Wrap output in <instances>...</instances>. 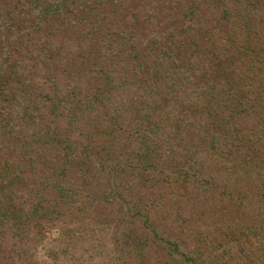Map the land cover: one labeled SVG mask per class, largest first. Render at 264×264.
Here are the masks:
<instances>
[{"label":"rangeland","instance_id":"374dc122","mask_svg":"<svg viewBox=\"0 0 264 264\" xmlns=\"http://www.w3.org/2000/svg\"><path fill=\"white\" fill-rule=\"evenodd\" d=\"M0 4H3L0 5V12L3 11L0 24L14 27V32L19 28L27 35L28 31L31 35L36 31L37 36L41 33L40 41L34 38L35 33L29 40L47 51L43 59L44 52L34 50L32 46H25L31 48L28 51L21 49L15 53L20 41L7 46L13 62L20 64L22 61L26 67L21 64L19 80L28 85H18V81H13L14 90L10 94L15 101L11 110L5 106L14 117L13 124L17 122L19 125L11 130L5 121L7 126L0 132V197L13 194L18 198L17 202L23 201L29 207L32 205L30 198L35 196L33 193H42L44 186L49 185L44 191L52 192L54 200L58 198L61 202L57 205L53 201L50 211L41 215L43 218L26 214L22 219L15 206L11 207L15 215L12 217V210L8 212L0 199V208L1 205L4 208L0 217L5 218L10 228L8 238L0 244L7 241V249H2L3 255H12L13 264H138L139 257L136 256L144 247L142 236L150 229L162 230L164 223L169 222L165 218L176 211L178 202L182 211H189L184 223L189 222L190 213L205 209L201 208L202 199L199 197L198 200L193 192L195 187H191L192 192L189 186L181 189L183 181L175 179L178 173L171 179H161L159 171L152 175L147 173L149 169L144 171L149 163L147 158L155 155L150 151L159 146L161 139L155 128L167 131V136L176 139V148L170 155L172 158L176 156L187 164L192 162L195 167L196 158L197 167L206 176L216 175L218 190L214 192L216 202H212L216 207L222 209L225 201L233 209L232 199L240 193L232 198L225 196L241 189L254 192L249 171L239 162L254 141L252 132L258 123L253 117L258 120H263L259 115L264 117V24L260 32L258 27L252 30L244 28L238 10L247 9L246 0H225V6L213 11L210 18L207 17L209 4L194 1L189 12L191 14L193 9H197L190 21L195 34L178 23L187 7L184 0H0ZM262 17L264 21V12ZM192 46L196 51L189 49ZM114 49L139 57L143 68H130L126 74L118 72L115 79L120 84L119 90L107 95L110 97L107 104L111 114L120 105L130 110L129 114L125 110L123 112L127 117H134L137 112L134 109L140 107L137 109L140 110V129L131 130L125 121L119 124L121 128L116 127L119 134L110 137L108 122H105V134H96L88 126L82 132L77 115L62 108V105L76 106L71 102L73 95L70 94L73 90L76 93L80 91L75 74L68 78L63 73L71 71L67 68L66 58L69 55L77 60L78 56L84 55L99 63L98 56H102L106 63V55L113 54ZM131 63L139 64L136 61ZM114 68L118 69V66ZM225 69L224 77L228 78L232 70L236 75H243L246 98L245 105L239 106L236 115L239 116L230 125L244 129L245 140H234L230 136L232 150L237 146L241 149L238 162L231 159V163L226 164L227 156L223 154L222 147L230 138L220 130H225L227 121L223 123V119L209 108L206 96L210 87L205 86L207 77H202L207 73L213 78ZM51 70L61 89L55 87L54 77L48 79L46 71ZM134 71H138L137 75H132ZM229 81H233V76ZM169 82L171 87L175 86L174 93L158 101L155 95L157 86ZM28 88L32 89L33 96ZM91 91L94 92V87ZM176 93H179L181 101H165ZM145 101L148 102L144 104ZM154 103L159 104L154 107L156 116L149 118L153 111L150 107ZM34 105L37 110H34ZM83 109L80 107L77 114L87 120ZM53 121L59 125H54L55 129ZM261 127L264 132V126ZM51 128L55 130L54 135ZM134 132L141 134L134 135ZM259 134L262 139L260 149L264 154V133L259 131ZM216 136L221 141L215 139ZM143 139L146 140L144 143ZM26 143L30 145L28 150ZM201 149L204 154H200ZM214 149L220 152L218 155L214 152L210 164H205L203 156L212 154ZM32 153L33 159L23 160L25 154L31 156ZM195 153L198 155L194 158ZM30 162H35L34 171H30ZM225 165L236 166L231 170L235 175L227 172ZM9 174L5 179L6 185L13 178H18L17 183L20 184V192L15 196L9 188L2 190L1 181ZM259 176L263 181L260 187L264 189V176L260 172ZM34 182L40 190L35 188ZM38 200L36 196L35 203ZM190 201L193 209L185 208L184 204ZM150 206L156 209L159 218H164L160 222L153 213L155 227L139 215ZM255 207V204L245 205L242 211L256 215ZM140 209L144 211L139 212ZM188 225H180L182 237L187 235ZM159 260L179 264L178 260L166 257ZM224 261L219 258L218 264Z\"/></svg>","mask_w":264,"mask_h":264},{"label":"trees","instance_id":"16d2710c","mask_svg":"<svg viewBox=\"0 0 264 264\" xmlns=\"http://www.w3.org/2000/svg\"><path fill=\"white\" fill-rule=\"evenodd\" d=\"M194 1L209 4L207 5V10H209L207 12V17H209L212 13L225 6V0H184L187 7L183 13L184 16L178 20V23L179 26H185V28H189V32H193L195 34L196 31L192 28L190 21L191 15L196 14L197 9H193L191 11V14L189 12L190 6L194 3ZM246 1L248 2L247 9H239L238 15L242 17L244 28L252 30L258 27L260 32V28L264 24L262 17V12H264V0ZM226 2L228 3L229 1ZM11 5L15 7L12 2ZM2 12H0V15H2ZM13 29L14 27L4 26L0 24V132L2 131V128L7 126L4 125L5 121L8 122L11 130L13 129V127L16 128L19 125V123L17 122L13 124L14 117L9 114L11 107L15 101V98L13 99L14 96L10 94V91L14 90L12 87L13 81H18V85H28L27 83H23L19 80V68L22 64V61L20 62V64H18L16 61L13 62L12 57H10L8 54L9 45H11L13 41H20V44L17 45L14 50L15 53L17 50L18 52H21V49L28 51L31 48L25 46H32L34 50L39 49L41 52H44L43 59L47 56V51L45 52L41 49L40 46H37L38 43L35 44L29 40L31 36H34L35 33L34 38H37L40 41L42 38L41 33L39 36H37L36 31H33L34 33H32V35L28 31L27 35V33H23L19 28L16 32H14ZM177 29H179V27ZM259 36L260 38L262 37L261 35ZM44 45H46V43H44ZM42 48L44 47L42 46ZM189 49L196 51V48H194L193 46ZM114 51L115 52L113 54L106 55L108 57L106 63L102 61V56H98V58L100 59L99 63L95 61L93 62V60L91 59L92 57L87 58L84 55L78 56V58L81 60L80 63L78 58L77 60H75L76 58H70L69 55L66 58L67 68H70L71 71H64L63 73H65L68 78H71L75 74L77 80L76 84H79L80 91L76 93L73 90V92L70 94L73 95V97L71 98V102L73 104L76 103V106L62 105V108L77 115V118L81 121L78 127L82 132L85 131V126H88L90 130L94 131L96 134H105V127L107 126L109 128L108 136L113 137L119 134L116 127H120L119 124H122L125 121L129 123L131 130L140 129V125H138V121L141 118L140 110H137L141 109L140 107L134 109L137 111L134 117H127V113L129 114L130 110H126L122 107V105H120L117 107L116 111L111 114V111L107 104L110 99V97H108L107 95H113L116 93L115 91L119 90L120 84L116 82L115 79L118 76V72H123L124 74H126V71L129 72L130 68H143V65L141 64L142 62H140L141 59L139 57L127 55L123 51H116V49H114ZM132 61H136L139 64H132ZM101 62L103 63V66L100 65ZM22 66L26 68L24 64H22ZM117 66L118 69H115L114 67ZM225 72H227V69L223 70L222 73L219 72L216 76L214 75L213 78L209 77L207 73L202 76L207 77L205 86L207 88L210 87L207 91L206 96V98L209 100V108H211L212 112L214 111V113H216L219 118L223 119V123L224 120L227 121L225 130H220L221 134L224 133L226 137L230 138V140L228 139V141L222 147L223 154L227 156V159L225 158L226 161L224 162V164L231 163V159L238 162L241 147L237 146L232 150L231 140L232 138L238 141L245 140V137L242 133L244 132V129H239L237 126L230 127V125L234 123V121H236L237 117L239 116H236L239 111V106H244L246 100L244 91L245 86L242 85L245 84L243 75H236L232 70V74L228 75L229 77L227 78L224 77V74H226ZM46 73H48L49 75L48 79H50L51 77L55 78V74L52 72V70L51 72L46 71ZM137 73L138 71H134L132 75H137ZM232 76L233 81L231 82L229 80L230 77L232 78ZM125 77L126 76H124V78ZM219 78L220 81L218 83ZM104 84L106 86H103ZM170 84V82L162 83L157 86L155 95L157 96L158 101L161 100V97L174 93L175 86L171 87ZM54 85L56 88L61 89V86L59 85V82L56 80V78L54 80ZM67 86L70 87V85L68 84ZM92 87H94V92L91 91ZM28 91L33 96L32 89L28 88ZM92 92L93 94H91ZM138 93H141V91L138 90ZM141 95H143V92L141 93ZM63 97L67 99V95H64ZM165 101H169V103H171L172 101H181L179 93H176L173 96H169L165 99ZM32 102L34 104V98ZM147 102L148 101H145L144 104H146ZM179 105L181 106L182 103H179ZM5 106L10 107V110L8 111L7 109H5ZM158 106V103H154L153 105L151 104L150 108H152L153 111L152 114L149 115V118L156 116V108L154 107ZM80 107L84 108L83 111H86L87 120L81 118L77 114V111L80 109ZM34 110H37L35 105ZM124 110L127 113H123ZM58 111H61V109H59ZM259 117L263 120H258L256 117H253V120L257 121L258 123V126L255 127L256 129L252 132L254 141L252 142L251 148L246 153V156L239 162L249 171L248 176L255 186L253 189L254 192L252 193L251 189L247 191H242L241 189L235 192L233 195L225 196V198H232V196L234 197L236 193H240L238 197L232 199L235 202V205L233 202L234 210L230 208L229 204L225 201L222 202L224 203L222 209L219 206L216 207V205L212 203L216 202L214 192L218 190L216 187L218 181L216 175L208 177L203 170H200L197 167L198 162L195 158V155H198V153L194 154L196 167L192 165V162L191 164H187L185 163L186 161L181 158L178 159L176 158V156L172 158L170 155L173 152V148H176V139L172 140L169 136H167V131L155 128V131L160 134L161 139L159 142V146H156L154 150L150 151V154L155 155H150L149 158H147V162L149 163L147 164V167L144 169V171L149 169L147 171L149 175L154 174V171H159V176L161 177V179L165 177L171 179V177H174L173 174L176 175L178 173L179 175L176 176L175 179L178 181H183L181 189L183 190L187 186H189L190 192H192L191 189L193 188L191 187H195V191L193 192L196 193V197L198 196V200L199 197L202 199L203 205L201 208L205 209H201L200 211L196 212L191 211L192 213L189 214V222L184 223V220L187 217V212L189 211H182L183 209H180V203L178 202L177 208L174 209L176 211L170 213L169 216H167V219L165 218L166 222L169 221L170 223H164L162 230L150 229L144 233V236H142V238H144V247L139 252V256H136L139 257V259L136 258L138 264H170L163 262V260H159L163 257L171 260H178L179 264H218L219 258H223L225 260L221 264H264V189L260 187L261 185H263V181L259 176V172L262 176H264V154L261 153L262 150L260 148L262 147V139L260 137L261 134H259V131L264 133L263 128L261 127L264 126V117L263 115H259ZM105 122H108L106 126L104 125ZM151 122L153 121L151 120ZM54 125L56 127L59 126L55 121H53L52 127L55 129ZM54 129L51 128L52 135H54L55 133ZM136 132H134V135L141 134ZM36 133L38 134V131ZM185 134L189 135V133ZM230 136H232V138ZM90 137L92 138L91 135ZM110 137L108 138L111 139ZM215 139L221 141L219 136H216ZM145 141L146 140L143 139L142 143H144ZM213 147L217 148L218 146ZM26 148L27 150L28 148H30V145L28 143H26ZM165 151L168 153L167 155ZM211 151L213 152L212 154L207 153L205 156H203L205 164H210V159L214 152L217 155L220 152L216 151L215 149ZM200 154H204V151H202V149L200 150ZM28 157L33 159V153L31 156L29 154H25L23 160H27ZM198 161L201 162L199 160V157ZM34 163L30 162V164H28L29 167L32 168L30 171H34V169L36 168V166H34ZM39 165L41 164L39 163ZM235 167L236 166L232 167L229 165H225L226 171L231 172L232 175H235L231 171L232 169H235ZM10 175L11 174L2 179V190L9 188V191L13 192L15 196V193L18 194L20 192V184L17 183L18 178H13L10 179V181H8V184L6 185L5 179L9 178ZM170 182L172 183V181ZM34 185L37 190H40V187H38V185L36 186V182H34ZM258 185L259 189L257 188ZM49 187V185H46L43 189L46 190ZM177 188L180 189L179 187ZM44 190L42 191V193L40 191L33 193L35 196L30 198L29 201H32V205H29V207H27L26 203L23 201L17 202L18 198H14L13 194L10 197L2 196L0 197V199L2 203L5 204L8 212L12 210V217H15V215L11 207L15 206L18 210L16 212L17 215L22 219L25 218L26 214L30 216L34 214L35 216H37V218H43L41 217V215L45 213V211H50L51 207L53 206V201H55L57 205L61 204L58 198L54 200V194L52 192H46ZM190 192L187 193L194 194ZM209 194L213 195V197L208 196ZM36 196L39 198L37 203H35L34 201ZM250 204L252 206H254V204L257 205V207H255L258 211L256 215H251L247 210L242 211L245 205L247 206ZM184 205L187 209H193L191 201L188 204ZM217 205H219V203ZM152 208L153 207L150 206L149 209L145 210V213H139V215L144 216L149 225L153 226L155 220L159 218V213H156V209ZM0 211H4L2 205ZM138 211L141 212L144 210L140 209ZM153 213L155 214L154 216H156V219L154 218ZM195 214H197L196 217ZM230 214L232 215L230 216ZM159 220L160 222H163L164 218H159ZM175 224L178 225L176 226ZM182 224H189L187 226L189 231L184 237H182L179 233V227H181L180 225ZM153 227H155V225ZM154 231L156 232L154 233ZM9 234L10 228L9 226L7 227L5 218L0 217V243L1 241H5V239L8 238ZM248 235L249 238H246V236ZM190 241L192 243H190ZM2 249H7V241L2 245L0 244V264H13V256L10 254H7V256L3 255L4 252ZM27 253L28 252H26V258Z\"/></svg>","mask_w":264,"mask_h":264}]
</instances>
